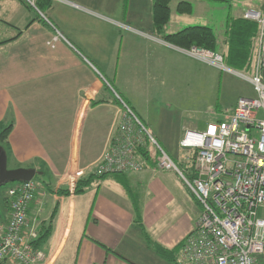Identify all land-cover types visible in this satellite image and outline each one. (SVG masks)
Here are the masks:
<instances>
[{
  "label": "crops",
  "instance_id": "0c3cea01",
  "mask_svg": "<svg viewBox=\"0 0 264 264\" xmlns=\"http://www.w3.org/2000/svg\"><path fill=\"white\" fill-rule=\"evenodd\" d=\"M151 1L50 0L37 10L28 0L32 8L21 0H0V26L10 29V36L0 39V147L14 167L34 168L42 178L56 180L38 183L28 211L30 225L39 231L58 209L41 264H164L149 248L148 236L173 249L197 227L201 204L175 172L159 171L151 160L141 171L107 174L85 193H73L78 180L97 177L94 168L116 133L121 104L115 91L174 156L185 132L204 124L201 118L207 123L223 118L239 97L254 96L243 80L240 96L225 112L220 98L216 110L210 99L191 98L195 69L183 60L191 57L153 34ZM179 1L172 0L167 33L210 26L212 12L219 11L225 32L217 42L223 53L229 17L244 18L246 10L255 9L250 0H190L192 11L180 13ZM161 105L178 110L177 120L159 123ZM6 194L0 193L3 221ZM175 203L182 207V223L162 226ZM259 215L264 218V207ZM258 264H264V255Z\"/></svg>",
  "mask_w": 264,
  "mask_h": 264
},
{
  "label": "built area",
  "instance_id": "2783aa9c",
  "mask_svg": "<svg viewBox=\"0 0 264 264\" xmlns=\"http://www.w3.org/2000/svg\"><path fill=\"white\" fill-rule=\"evenodd\" d=\"M243 16L258 24L244 70L228 67L221 52L198 46L180 50L247 81L254 96L239 97L232 112L210 121L203 131L187 130L180 141V165L115 91L120 121L94 168L97 176L141 171L152 156L145 152L155 148L157 169L175 172L202 206L195 231L182 243L181 264H258L264 255V218L259 215L264 207V0L262 8L248 9ZM37 191L34 179L9 186L8 218L0 217V264L47 259L46 251L34 244L39 231L28 217Z\"/></svg>",
  "mask_w": 264,
  "mask_h": 264
},
{
  "label": "trees",
  "instance_id": "16d2710c",
  "mask_svg": "<svg viewBox=\"0 0 264 264\" xmlns=\"http://www.w3.org/2000/svg\"><path fill=\"white\" fill-rule=\"evenodd\" d=\"M28 8H32L25 0H21ZM50 0H35V5L39 9H43L45 4H49ZM128 1V0H126ZM171 3L172 0H153V34L168 43L178 46L179 48L189 49L192 46L207 48L215 52L218 51L217 36L213 28L205 25H191L175 33H167L166 28L171 19ZM177 11L180 13H189L192 11V3L190 0H181L177 4ZM227 38L226 45L228 46L227 53H223L226 64L230 67L244 70L248 65V60L252 51L254 39L258 32V24L254 21L245 18L229 17L227 21ZM3 131L0 132V140H4ZM167 149V148H166ZM169 154L178 162L179 155ZM151 151H146L145 155L148 156ZM183 165L182 162H178ZM105 175L93 176L90 179L82 178L78 180L73 193L83 194L88 190L93 180L103 178ZM61 194L70 195L69 189H61ZM58 209H55L52 216L46 221L39 229L38 238L35 240L36 247L46 250L48 240L54 229V222ZM149 248L163 260L171 264H181V248H167L164 245L152 241L148 236Z\"/></svg>",
  "mask_w": 264,
  "mask_h": 264
},
{
  "label": "rangeland",
  "instance_id": "374dc122",
  "mask_svg": "<svg viewBox=\"0 0 264 264\" xmlns=\"http://www.w3.org/2000/svg\"><path fill=\"white\" fill-rule=\"evenodd\" d=\"M28 1L34 6V3L31 0H28ZM137 1L141 2L142 4H144L145 2H149V0H137ZM151 2L153 4V1H151ZM250 2L252 3V5H250V7H253L255 9H260L263 6V0H250ZM212 13H213L214 18L210 19L209 23H207V24H210L211 28H213V30L215 31V33L218 37V40L220 42L221 31L225 32V28L221 27L220 22H219V17L221 16V12L215 11ZM190 24H194V23H190ZM8 32H10L9 27H7L6 25L0 26V39H4V38L9 37L10 33H8ZM0 44H2V42ZM218 51H220V50H218ZM220 52H222V51H220ZM183 60H187L186 65L188 68L195 69L193 76L190 77L191 85H190L189 91H188L189 96L191 98H193L195 101H198L199 97H201V96L204 97V98H202L201 101L207 102L210 99L212 101L211 102V110H216V99L220 98L221 99V106H222V109H220L221 112H225V111L229 110V104L233 101L234 98H236L237 96L238 97L240 96L238 94L243 89L245 82L241 78L235 76L232 73H229V72L222 70L220 68H217V67H212V66L207 65L205 63L199 62L195 59L184 58ZM228 67H230V65ZM230 68H232L234 70H240V69L233 68V67H230ZM249 90H251V89H249ZM159 110H160L159 116L157 117V120L159 123H162L164 120H173L174 121V120H177V118H178L179 111L176 109H173V108L169 109L168 107L163 108L161 105ZM201 120H204L205 122H204V124L202 123V124L198 125V128H199L198 131H203L206 128V125L208 124L207 121L209 119L208 118L207 119L201 118ZM151 132H152V134H154L157 137L159 142L164 145V141L161 138H159L158 134L153 129L151 130ZM170 134L172 135L173 133L171 132ZM0 143H4V141L0 140ZM177 152H178L179 157H180L184 153V149L178 148V149H176V153ZM103 153H102V155H103ZM151 154H152L151 162H156V158L154 157L155 156V148L154 147H152ZM8 167L10 169L20 168V167H14V164L11 162V157H10V161L8 162ZM43 179L44 178L41 177V173L40 174L37 173L36 176L34 177V180L36 182H38L39 184H42V185L44 182L46 184H49V185H53L56 182V180H54L52 178V176H49V178L48 177L45 178L44 181H43ZM11 184L12 183H7L3 186H0V193L7 192L8 188ZM183 189H184V187H183ZM175 198L177 200L179 198V195L177 194L175 196ZM181 209H182V207L177 206V204L175 203L173 206V210L170 212V214L167 216V218L162 220L161 225L164 227L165 226L167 227V226H172V225L177 226L179 223L181 224L182 223V217L180 214ZM146 253L148 255H150L149 251H147ZM130 256L133 258H136V257H134V255H130ZM163 261H164V264H171L165 260H163Z\"/></svg>",
  "mask_w": 264,
  "mask_h": 264
},
{
  "label": "water",
  "instance_id": "95a60500",
  "mask_svg": "<svg viewBox=\"0 0 264 264\" xmlns=\"http://www.w3.org/2000/svg\"><path fill=\"white\" fill-rule=\"evenodd\" d=\"M37 7V6H36ZM37 171L34 168H15L8 167V158L6 152L0 147V186L7 183H15L18 181H30L36 176ZM205 175L202 179H206Z\"/></svg>",
  "mask_w": 264,
  "mask_h": 264
},
{
  "label": "bare ground",
  "instance_id": "6f19581e",
  "mask_svg": "<svg viewBox=\"0 0 264 264\" xmlns=\"http://www.w3.org/2000/svg\"><path fill=\"white\" fill-rule=\"evenodd\" d=\"M250 97V96H249ZM34 200V199H33ZM29 211H30V209H29ZM30 216V215H29ZM37 240V239H36ZM35 244V243H34ZM35 246H37V244H35ZM39 247V246H38Z\"/></svg>",
  "mask_w": 264,
  "mask_h": 264
}]
</instances>
